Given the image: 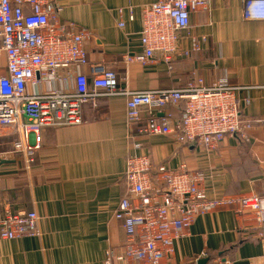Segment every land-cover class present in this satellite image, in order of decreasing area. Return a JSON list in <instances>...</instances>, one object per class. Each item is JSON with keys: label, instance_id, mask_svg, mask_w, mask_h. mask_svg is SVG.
Instances as JSON below:
<instances>
[{"label": "crops", "instance_id": "1", "mask_svg": "<svg viewBox=\"0 0 264 264\" xmlns=\"http://www.w3.org/2000/svg\"><path fill=\"white\" fill-rule=\"evenodd\" d=\"M53 1L62 10V21L92 33L86 43L90 65L116 71L130 91L179 88L195 74L209 84L227 78L239 88L241 117L254 122V128L248 141L228 136L217 150L179 145L167 135L140 138L138 127L131 130L127 124L126 97L101 95L85 106L81 124L45 128L30 163L22 153L3 158L18 136L0 133V162L6 161L0 163V212L35 211L41 231L40 237L0 239V264H106L109 255L112 264H120L125 231L113 214L124 197L126 161L133 154H149L154 173L159 166L178 169L182 164L202 171L210 198L264 195V127L257 123L264 118V20L245 19L246 0H212L209 11L192 15L189 35L180 34L178 48L190 50L195 38L200 50L176 59L173 75L164 62L122 65L126 54L143 51L142 10L158 0ZM5 74L1 54L0 76ZM171 113L176 118L180 109ZM136 141L143 143L142 150L134 148ZM258 230L250 213L229 209L199 216L190 234L175 243L168 264H195L209 257L214 264H264Z\"/></svg>", "mask_w": 264, "mask_h": 264}, {"label": "built area", "instance_id": "2", "mask_svg": "<svg viewBox=\"0 0 264 264\" xmlns=\"http://www.w3.org/2000/svg\"><path fill=\"white\" fill-rule=\"evenodd\" d=\"M211 4L212 0H158L144 7L143 51L126 54L122 65L164 62L173 75L176 59L200 50L192 38L191 49L179 51L180 34H188L192 15L209 11ZM61 11L53 0H0V55L6 57V74L0 76V133L18 136L3 158L22 153L32 162L45 128L81 124L85 106L101 95L126 97L127 124L131 130L138 127L140 138L167 135L179 145L194 144L207 150H217L228 136L249 140L254 122L241 117L239 88L227 78L209 84L195 74L184 87L132 92L123 86L126 78L116 71L90 65L86 43L92 33L62 21ZM118 13V27L123 29V9ZM244 17L264 20V0H246ZM85 67H89L87 73ZM173 109H180L176 118ZM257 123L264 127V118ZM133 146L143 149L141 141ZM124 181L127 195L113 214L125 231L120 264H168L175 243L190 234L197 217L229 209L255 216L259 225L255 236L263 246L264 261V195L210 198L202 171L182 164L178 169L159 166L154 173L149 154L127 158ZM40 236V217L35 211L0 212L1 240ZM106 264H112L110 255Z\"/></svg>", "mask_w": 264, "mask_h": 264}, {"label": "water", "instance_id": "3", "mask_svg": "<svg viewBox=\"0 0 264 264\" xmlns=\"http://www.w3.org/2000/svg\"><path fill=\"white\" fill-rule=\"evenodd\" d=\"M0 163L4 164V163H6V161H1ZM195 264H209V259L208 258L199 259V260H197V262Z\"/></svg>", "mask_w": 264, "mask_h": 264}, {"label": "trees", "instance_id": "4", "mask_svg": "<svg viewBox=\"0 0 264 264\" xmlns=\"http://www.w3.org/2000/svg\"><path fill=\"white\" fill-rule=\"evenodd\" d=\"M184 86H186V85H184ZM184 86H181V87H184ZM181 107H183V104L181 105ZM124 193H125L124 196H126L127 195V192H126V183H125V181H124ZM209 264H214L212 262V257H209Z\"/></svg>", "mask_w": 264, "mask_h": 264}, {"label": "rangeland", "instance_id": "5", "mask_svg": "<svg viewBox=\"0 0 264 264\" xmlns=\"http://www.w3.org/2000/svg\"><path fill=\"white\" fill-rule=\"evenodd\" d=\"M10 149V148H9ZM9 151V150H8Z\"/></svg>", "mask_w": 264, "mask_h": 264}]
</instances>
